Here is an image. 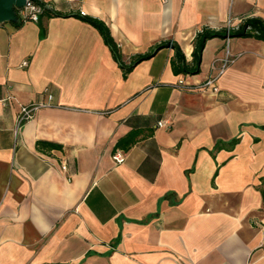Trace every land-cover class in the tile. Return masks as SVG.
Here are the masks:
<instances>
[{
  "label": "crops",
  "instance_id": "obj_1",
  "mask_svg": "<svg viewBox=\"0 0 264 264\" xmlns=\"http://www.w3.org/2000/svg\"><path fill=\"white\" fill-rule=\"evenodd\" d=\"M39 1L60 15L44 38L0 24V264H264V41L211 39L194 75L164 48L124 78L73 16L105 22L125 65L171 41L193 66L198 32L264 21V0ZM227 50L219 93L177 88Z\"/></svg>",
  "mask_w": 264,
  "mask_h": 264
},
{
  "label": "trees",
  "instance_id": "obj_2",
  "mask_svg": "<svg viewBox=\"0 0 264 264\" xmlns=\"http://www.w3.org/2000/svg\"><path fill=\"white\" fill-rule=\"evenodd\" d=\"M37 4L43 6L44 11L40 16L39 24H40V37L44 38L46 36V29L41 23V18L44 16L47 17H57L60 16L58 13H55L53 10L47 8L43 3L39 0L35 1ZM17 20L14 22H10L16 26V28H21L25 23V20L19 15L17 9ZM74 17L92 25L95 29L99 31L101 36L104 39L105 44L110 48L113 58L119 64L121 69L123 70L124 78L133 71V69L143 61L151 59L157 52L164 48H172L175 51L174 57L171 61V65L173 71L176 75L180 74H199L200 72V64L202 60V53L207 44V42L214 38H227V29L224 30H211L209 28H203L200 32L197 33L195 38V50L193 53V66H189L186 62L185 55L181 51L180 47L172 43L171 41L163 42L157 45L154 50L150 53L137 56L130 65H125L123 63L122 53L120 51L119 46L115 42L114 38L111 35V31L105 22L99 19L87 17L81 14H75ZM230 38H247L254 37L258 40L264 41V21L259 18H248L243 20L237 30L230 32ZM238 140H234L232 144H236ZM131 144L130 140L120 141L117 144V147L127 148ZM54 148H61L59 145H53Z\"/></svg>",
  "mask_w": 264,
  "mask_h": 264
},
{
  "label": "built area",
  "instance_id": "obj_3",
  "mask_svg": "<svg viewBox=\"0 0 264 264\" xmlns=\"http://www.w3.org/2000/svg\"><path fill=\"white\" fill-rule=\"evenodd\" d=\"M44 8L42 5L37 4L34 1L28 0L27 4L23 7L18 9L19 15L25 20V22H34L38 23L40 20V16L43 14ZM236 24V20L230 18L227 22V41L230 40V32L237 30L240 24ZM237 60V57L233 56L228 50L226 51L225 55L221 58L215 59L211 64V72L212 74L203 82L190 85L186 82L185 79H179L176 86L179 89L187 90V91H197L199 93H219L220 86L219 80L228 70V68L234 64ZM24 66L28 65V62L25 61L23 63ZM8 100V99H5ZM2 100V101H5ZM53 97L48 95V99L44 102H39L31 105H23L20 107L19 113L16 118V134L19 130L30 120L35 117V114L38 110L46 107H51ZM160 127H163V122L159 123ZM114 160L117 164H122L125 161V155L122 152H117L114 155ZM62 170L67 171V164L64 163L62 165Z\"/></svg>",
  "mask_w": 264,
  "mask_h": 264
},
{
  "label": "water",
  "instance_id": "obj_4",
  "mask_svg": "<svg viewBox=\"0 0 264 264\" xmlns=\"http://www.w3.org/2000/svg\"><path fill=\"white\" fill-rule=\"evenodd\" d=\"M27 2L28 0H0V24L16 21L17 9L23 8Z\"/></svg>",
  "mask_w": 264,
  "mask_h": 264
}]
</instances>
